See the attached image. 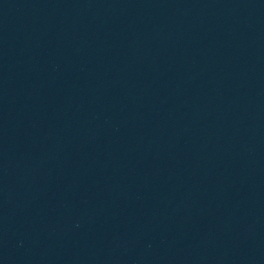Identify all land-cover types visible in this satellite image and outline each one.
I'll use <instances>...</instances> for the list:
<instances>
[{
	"label": "water",
	"instance_id": "1",
	"mask_svg": "<svg viewBox=\"0 0 264 264\" xmlns=\"http://www.w3.org/2000/svg\"><path fill=\"white\" fill-rule=\"evenodd\" d=\"M0 264H264V0H0Z\"/></svg>",
	"mask_w": 264,
	"mask_h": 264
}]
</instances>
